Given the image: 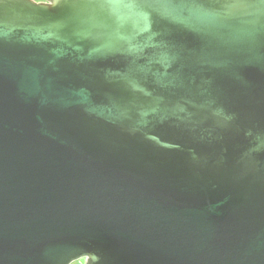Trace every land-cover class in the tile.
Returning a JSON list of instances; mask_svg holds the SVG:
<instances>
[{
	"label": "water",
	"instance_id": "1",
	"mask_svg": "<svg viewBox=\"0 0 264 264\" xmlns=\"http://www.w3.org/2000/svg\"><path fill=\"white\" fill-rule=\"evenodd\" d=\"M264 264V0H0V264Z\"/></svg>",
	"mask_w": 264,
	"mask_h": 264
},
{
	"label": "rangeland",
	"instance_id": "2",
	"mask_svg": "<svg viewBox=\"0 0 264 264\" xmlns=\"http://www.w3.org/2000/svg\"><path fill=\"white\" fill-rule=\"evenodd\" d=\"M73 264H81L80 262H75V263H73Z\"/></svg>",
	"mask_w": 264,
	"mask_h": 264
},
{
	"label": "flooded vegetation",
	"instance_id": "3",
	"mask_svg": "<svg viewBox=\"0 0 264 264\" xmlns=\"http://www.w3.org/2000/svg\"><path fill=\"white\" fill-rule=\"evenodd\" d=\"M37 2H41V1H43V0H36Z\"/></svg>",
	"mask_w": 264,
	"mask_h": 264
}]
</instances>
